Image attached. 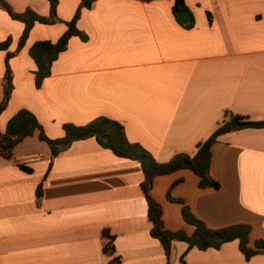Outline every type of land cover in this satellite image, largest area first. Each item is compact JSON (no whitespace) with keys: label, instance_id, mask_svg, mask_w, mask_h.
I'll return each instance as SVG.
<instances>
[{"label":"crops","instance_id":"obj_1","mask_svg":"<svg viewBox=\"0 0 264 264\" xmlns=\"http://www.w3.org/2000/svg\"><path fill=\"white\" fill-rule=\"evenodd\" d=\"M7 1L15 11L49 14L48 0ZM80 1L59 0L63 21L36 23L10 59L14 89L0 114L1 132L21 108L34 112L53 138L63 135L64 123L106 117L165 162L193 154L228 112L264 120V0H183L194 16L191 28L175 15L176 0H95L78 22L87 38L72 37L36 87L30 46L56 40ZM23 29L0 6V42L11 38L9 51ZM6 52L0 50V102ZM33 154L37 159L25 160ZM209 175L218 187L201 186L189 169L155 177L151 194L163 206L165 227L194 231L183 216L186 205L213 229L249 224L251 246L264 238V127L219 135ZM143 179L138 161L115 155L94 137L55 157L38 133L26 137L11 158L0 154V264H183L182 258L264 264V253L247 260L237 240L207 249L173 241L168 258L150 233ZM104 230L114 236L112 254Z\"/></svg>","mask_w":264,"mask_h":264},{"label":"trees","instance_id":"obj_2","mask_svg":"<svg viewBox=\"0 0 264 264\" xmlns=\"http://www.w3.org/2000/svg\"><path fill=\"white\" fill-rule=\"evenodd\" d=\"M49 1V14L42 15L31 7L24 11H15L7 0H0V6L15 20L24 24V29L19 38L15 51H9L11 38L0 42V50H6L5 73L3 76V98L0 102V114L6 108L14 89L13 72L10 66V59L24 47L31 30L36 23L54 24L63 21L58 14L59 0ZM95 0H81L71 19L65 20V31L56 39H41L32 43L29 54L36 63L35 85L40 87L45 78L52 72L53 62L60 53L64 52L74 36L86 39L87 35L79 28L78 22L83 10L92 6ZM180 0H176L173 11L177 16L180 9H188ZM210 16V14H208ZM194 16L188 23L181 24L187 28L193 27ZM246 127H264V120H253L247 115H240L228 112L225 118L219 123L214 132L204 141L200 142L197 150L193 153L180 152L172 156L168 161L160 162L156 157L140 143L132 142L128 139L124 125L114 119L100 118L87 124L77 125L74 123L63 124V135L60 137H50L37 115L27 108L19 109L7 122L4 132L0 131V154L11 158L14 147L23 139L38 133L40 140L46 142L51 149L52 157H55L61 150L76 140L94 137L103 147L110 149L115 155L136 160L140 163L144 179L141 182V189L148 204V218L151 222L150 233L153 237L161 241L165 253L169 258L173 241H185L189 247L199 249L219 248L223 243L237 240L239 249L244 257L249 260L254 255L264 253V238L256 239L253 246L249 244L251 226L249 224L238 223L222 228H210L202 220L197 218L186 205L183 206L184 219L194 225V231L188 234L184 229L171 230L165 227L163 220V206L151 194L154 179L160 175L170 174L180 169H189L197 174L201 180V186L218 187L219 182L209 175L212 160V147L217 137L221 134L233 132ZM40 191V187L38 188ZM168 198L172 201L182 202L181 199L174 198L168 192ZM108 242L105 251L113 253L114 236L107 230L103 231ZM118 262L117 256L113 259ZM183 264H188L184 258ZM167 264H171L168 262Z\"/></svg>","mask_w":264,"mask_h":264},{"label":"water","instance_id":"obj_3","mask_svg":"<svg viewBox=\"0 0 264 264\" xmlns=\"http://www.w3.org/2000/svg\"><path fill=\"white\" fill-rule=\"evenodd\" d=\"M180 4H182V1L180 0ZM177 17L182 23H188L191 20V12L189 9H180L177 12Z\"/></svg>","mask_w":264,"mask_h":264},{"label":"built area","instance_id":"obj_4","mask_svg":"<svg viewBox=\"0 0 264 264\" xmlns=\"http://www.w3.org/2000/svg\"><path fill=\"white\" fill-rule=\"evenodd\" d=\"M35 159H37V156L34 155V154L33 155H28L25 158L26 161H32V160H35Z\"/></svg>","mask_w":264,"mask_h":264}]
</instances>
